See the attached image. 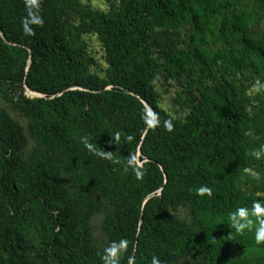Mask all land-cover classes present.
Returning a JSON list of instances; mask_svg holds the SVG:
<instances>
[{
	"label": "trees",
	"instance_id": "trees-1",
	"mask_svg": "<svg viewBox=\"0 0 264 264\" xmlns=\"http://www.w3.org/2000/svg\"><path fill=\"white\" fill-rule=\"evenodd\" d=\"M263 19L264 0H0V100L26 123L0 108V264H101L121 238L122 264H264L225 224L264 201Z\"/></svg>",
	"mask_w": 264,
	"mask_h": 264
},
{
	"label": "clouds",
	"instance_id": "clouds-1",
	"mask_svg": "<svg viewBox=\"0 0 264 264\" xmlns=\"http://www.w3.org/2000/svg\"><path fill=\"white\" fill-rule=\"evenodd\" d=\"M35 4L36 0H31V6H35ZM32 22L42 23L39 19H34ZM24 31L26 35L34 34L27 23L24 25ZM256 84L260 89H264V82L261 80L257 79ZM146 123L149 127H157L159 120L156 118V114L153 113L151 117L147 118ZM164 127L167 131L171 132L173 130V122L171 120L165 121ZM120 137L121 133H115L114 140L116 143H118ZM80 139L86 149H93V145L89 142L87 136H82ZM128 139L132 140L133 137H128ZM96 154L107 159L112 158V153L105 152L101 148ZM250 155L257 161L264 160V145L252 151ZM145 162L141 161L139 154L130 153L126 162V170L130 169L137 180H142L146 174ZM254 178L256 180L261 179L259 174H256ZM195 194L200 197H211L213 190L207 185H202L195 189ZM225 224L232 230V234L228 239H231L233 235L244 236L247 233H253L255 243L257 245H264V201L255 200L250 206L244 205L234 208L227 214ZM129 244L130 241L126 238L109 242L99 253L101 264H122V259L128 252ZM128 264H134V261L129 258ZM150 264H162V261L158 256L154 255L151 258Z\"/></svg>",
	"mask_w": 264,
	"mask_h": 264
},
{
	"label": "rangeland",
	"instance_id": "rangeland-1",
	"mask_svg": "<svg viewBox=\"0 0 264 264\" xmlns=\"http://www.w3.org/2000/svg\"><path fill=\"white\" fill-rule=\"evenodd\" d=\"M264 20V19H263ZM260 29L261 27H264V21H261L260 24ZM88 48L89 50L93 51V55L100 60L101 56H102V51L101 48L98 44V42L94 39L89 37L88 38ZM101 65L99 66H104L103 63L99 62ZM92 72L95 73L94 69H91ZM157 91L159 92V94L161 95V107H169L172 98L174 97V90L173 89H169L167 90V88L165 87L164 84H158L157 85ZM251 93V92H249ZM0 108L7 110L10 113V110L8 109V107L6 106V104L0 100ZM10 115L16 120L19 121L23 126L26 125V123L19 117L15 116L14 114L10 113ZM180 215V219H183L182 215ZM93 227L95 229V236L96 237H101V232H100V218L96 217L93 221H92Z\"/></svg>",
	"mask_w": 264,
	"mask_h": 264
},
{
	"label": "water",
	"instance_id": "water-1",
	"mask_svg": "<svg viewBox=\"0 0 264 264\" xmlns=\"http://www.w3.org/2000/svg\"><path fill=\"white\" fill-rule=\"evenodd\" d=\"M26 95H27L28 97H31V98H33V97H40V95L35 94V93H32V92L29 91L28 89H26ZM141 102H142L143 105L146 107V109H147V111H148V114H149V117H151V112H150V109H149L148 105H147L145 102H143V101H141Z\"/></svg>",
	"mask_w": 264,
	"mask_h": 264
}]
</instances>
